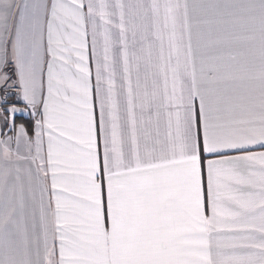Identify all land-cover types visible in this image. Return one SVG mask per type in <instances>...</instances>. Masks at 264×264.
<instances>
[{"label":"snow or ice","instance_id":"obj_1","mask_svg":"<svg viewBox=\"0 0 264 264\" xmlns=\"http://www.w3.org/2000/svg\"><path fill=\"white\" fill-rule=\"evenodd\" d=\"M0 264H264V0H0Z\"/></svg>","mask_w":264,"mask_h":264}]
</instances>
